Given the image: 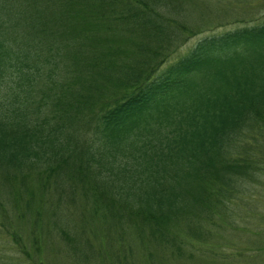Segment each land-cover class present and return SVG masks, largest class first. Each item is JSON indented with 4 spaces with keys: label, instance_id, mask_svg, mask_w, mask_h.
<instances>
[{
    "label": "trees",
    "instance_id": "obj_1",
    "mask_svg": "<svg viewBox=\"0 0 264 264\" xmlns=\"http://www.w3.org/2000/svg\"><path fill=\"white\" fill-rule=\"evenodd\" d=\"M29 2L0 0V213L5 221L17 220V208L26 221L31 214L36 262L10 232L25 264H43L46 210L30 211L36 191L20 207L34 173L52 215L65 203L83 211L76 241L60 230L74 251L92 252L90 217L129 228L149 255L144 264L162 263L161 250L190 256L198 232L227 216L244 183L264 171L255 156L264 149V19L206 34L173 57L205 33L185 23L184 0H36L30 15ZM213 63L224 94L193 92ZM178 95L191 97L190 108L161 122ZM155 112L158 122L138 133ZM88 128L100 155L78 141Z\"/></svg>",
    "mask_w": 264,
    "mask_h": 264
},
{
    "label": "rangeland",
    "instance_id": "obj_2",
    "mask_svg": "<svg viewBox=\"0 0 264 264\" xmlns=\"http://www.w3.org/2000/svg\"><path fill=\"white\" fill-rule=\"evenodd\" d=\"M29 4L28 12L30 15V13L35 12L37 2L33 0ZM183 6L182 15L184 13L187 18L185 22L187 26L195 31L199 29V26H203L201 28L204 30H200L205 33L190 38L176 50L173 57L185 53L200 37L206 34L241 26H252L264 19V0H184ZM208 29H211V31H208ZM249 54L252 59L253 55ZM41 55L44 56L45 52L42 51ZM216 66L217 63H213V69L210 73H200L195 86L192 85V88L195 87L193 92L199 93L201 96H206L211 90L214 93L216 90L217 93L224 94L225 89H221L220 77L219 82L216 76L212 77V74L216 71ZM49 67H52V65ZM210 77L213 89L208 83ZM190 98L187 95L176 96L171 101L173 107L169 109L173 112L172 115L170 113L162 115L159 117L160 121L177 122L179 111L190 108ZM158 115L160 114L153 113L154 118L149 120V126H142L144 128L141 127L137 132L147 133L149 128L154 125L152 122H158L156 120ZM89 119L90 115L87 117V120ZM181 122L185 121L181 120ZM84 131V136L78 135L80 138L79 143L84 147H91L95 154L100 155L102 145L95 139L92 128ZM259 133V142L263 144L264 131ZM256 155L264 157V149L262 151L258 150L255 153ZM34 181L35 173L34 175L30 174V177L25 179V191L22 193L23 201L21 202L18 198L17 203L20 204L21 202L20 207H23L22 204L27 203L29 192L36 191L35 199L30 203V211L37 208L46 210L43 215L42 228L39 229V232L45 236L43 241L44 252L40 255L43 264H144L146 256L149 257L146 252L141 251L139 240L135 239L129 228L126 231H121L115 225L110 224L108 226L102 222L100 223L97 218L90 217L87 219L91 223L89 228H92L88 235L90 240L88 251L92 252H88L87 257L82 255L83 253L80 251H74L71 249V241L61 234L60 230L64 229L76 241L79 238L78 231L83 221V211L73 206L70 207L68 206L70 204L65 203L60 214L55 217L52 215L53 210H49L52 201L50 200L51 196L49 199L47 197L42 199V196L35 189L36 183ZM80 198H78L77 204L83 202V199ZM9 204L12 205V203ZM227 206V216L217 218L216 225L212 228L210 226L207 227L208 229L204 228L201 235V231L198 232L199 237L196 238L197 241L194 249L190 252L192 253L190 256L174 260L167 256L165 251L161 250L162 254L157 255L162 257L158 259L159 262H162L160 264H264V171H259L255 179L246 181L242 196ZM9 209L10 206L6 210L9 211ZM22 214L23 208H17V220L12 216L5 221L2 219L3 214L0 213V264H25V261H27L28 256L22 258L11 241L10 232L12 231L21 234L29 252V257L35 258V262L37 261V253L33 252L35 247L30 237L31 229L27 223L29 218L33 223V219L30 214L26 221L21 217ZM54 222H56V225ZM183 233L186 234L185 226H183ZM152 250L156 252V250ZM100 251L102 255L106 254L109 260L97 257ZM183 252L185 255L188 253L185 249H183ZM153 264L159 263L154 262Z\"/></svg>",
    "mask_w": 264,
    "mask_h": 264
}]
</instances>
